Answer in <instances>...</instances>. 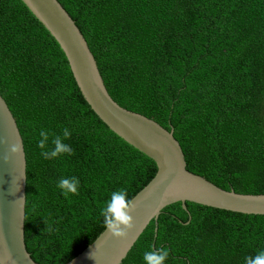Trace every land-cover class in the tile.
<instances>
[{
    "label": "trees",
    "instance_id": "trees-1",
    "mask_svg": "<svg viewBox=\"0 0 264 264\" xmlns=\"http://www.w3.org/2000/svg\"><path fill=\"white\" fill-rule=\"evenodd\" d=\"M85 38L120 107L154 120L186 169L217 187L264 194V0H57ZM59 45L20 0H0V95L26 158L25 245L36 264H66L106 228L112 191L130 199L155 163L90 110ZM68 128L72 154L45 159L40 131ZM80 180L65 196L62 177ZM163 209L121 264L166 247V264H245L264 250V216L192 203ZM157 229V231H155Z\"/></svg>",
    "mask_w": 264,
    "mask_h": 264
},
{
    "label": "water",
    "instance_id": "water-1",
    "mask_svg": "<svg viewBox=\"0 0 264 264\" xmlns=\"http://www.w3.org/2000/svg\"><path fill=\"white\" fill-rule=\"evenodd\" d=\"M59 45L74 81L90 110L125 143L151 159L157 172L132 198L133 228L125 239L105 228L66 264H121L151 221L168 206L192 203L242 215L264 216V194L223 190L190 173L173 129L120 107L110 97L97 63L75 22L57 0H20ZM20 143L21 152L10 147ZM9 158L4 160V156ZM26 158L18 126L0 95V264H36L26 250ZM157 231V229H155Z\"/></svg>",
    "mask_w": 264,
    "mask_h": 264
},
{
    "label": "clouds",
    "instance_id": "clouds-1",
    "mask_svg": "<svg viewBox=\"0 0 264 264\" xmlns=\"http://www.w3.org/2000/svg\"><path fill=\"white\" fill-rule=\"evenodd\" d=\"M42 139L38 141V146L41 148V155L45 159L56 158L62 154H72L73 149L69 144L63 142L71 136L68 128L63 129V134L56 135L52 139L53 147H48L49 136L44 130L40 131ZM21 152L20 143L13 144L10 147L11 154H19ZM9 158L4 156V160ZM80 180L76 176L62 177L57 187L62 194L68 196L69 194H78ZM136 205L132 199L129 198L126 188H119L110 194V198L105 205L100 209V214L103 217V224L106 229L116 238L125 239L128 236V231L133 228V216ZM169 257V250L166 247L154 248L146 251L143 255L144 264H166ZM245 264H264V250L257 252L255 256L246 257Z\"/></svg>",
    "mask_w": 264,
    "mask_h": 264
}]
</instances>
